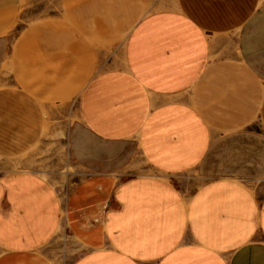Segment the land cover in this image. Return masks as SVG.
<instances>
[{
    "label": "crops",
    "instance_id": "0c3cea01",
    "mask_svg": "<svg viewBox=\"0 0 264 264\" xmlns=\"http://www.w3.org/2000/svg\"><path fill=\"white\" fill-rule=\"evenodd\" d=\"M0 159V264H264V0H0Z\"/></svg>",
    "mask_w": 264,
    "mask_h": 264
},
{
    "label": "rangeland",
    "instance_id": "374dc122",
    "mask_svg": "<svg viewBox=\"0 0 264 264\" xmlns=\"http://www.w3.org/2000/svg\"><path fill=\"white\" fill-rule=\"evenodd\" d=\"M127 37H124L123 39L119 40V47L118 48H111V51H113V53L115 52H119L120 50L124 49V43L126 41ZM117 50V51H114ZM54 151L58 152L59 157L56 159H49V158H44V159H37V163L39 161V165L40 166H45L46 170H55L57 171L61 176V179L63 182H66L67 180H69L70 178V172H74V166L70 163L69 161V157L67 154V149L64 143L61 144V146L59 147V145L57 144H50L45 147V154L54 157L52 154L54 153ZM51 157V158H52ZM6 162L4 160L0 159V166L1 165H5ZM73 179V177H72Z\"/></svg>",
    "mask_w": 264,
    "mask_h": 264
}]
</instances>
